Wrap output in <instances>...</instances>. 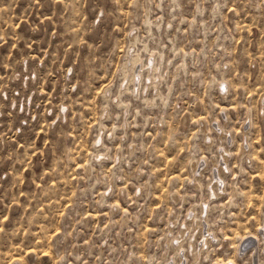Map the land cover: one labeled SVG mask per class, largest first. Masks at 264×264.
<instances>
[{
    "label": "rangeland",
    "instance_id": "1",
    "mask_svg": "<svg viewBox=\"0 0 264 264\" xmlns=\"http://www.w3.org/2000/svg\"><path fill=\"white\" fill-rule=\"evenodd\" d=\"M262 104L264 0H0V264H264Z\"/></svg>",
    "mask_w": 264,
    "mask_h": 264
},
{
    "label": "bare ground",
    "instance_id": "2",
    "mask_svg": "<svg viewBox=\"0 0 264 264\" xmlns=\"http://www.w3.org/2000/svg\"><path fill=\"white\" fill-rule=\"evenodd\" d=\"M130 41H131V40H130ZM132 41H133V40H132ZM133 42H134V41H133ZM131 44H133V43H131ZM131 44H130V45H131ZM129 47H131V46H129ZM132 47H133V46H132ZM131 51H132V50H131ZM129 52H130V51H129ZM133 52H134V51H133ZM133 52H131V54L128 56V59H129L130 61H129V64L126 65L127 69L124 68L126 71H128V70L130 71V69L132 68V66L134 65V63L137 62V57H136V56H137L138 54L136 53L137 55H133V54H132ZM127 53H128V51H127ZM127 53H126V54H127ZM134 54H135V53H134ZM127 55H128V54H127ZM158 55H160V54H158ZM125 57L127 58V56H125ZM154 59H155V57H154ZM126 61H127V60H126ZM152 61H153V60H152ZM155 61H156V60H155ZM153 62H154V61H153ZM153 62H152V63H153ZM158 62H159V61H158ZM158 62H155L156 65L158 64ZM127 63H128V62H127ZM127 63H126V64H127ZM159 63H160V62H159ZM140 64H141V63H140ZM153 64H154V63H153ZM124 65H125V64H124ZM135 65H136V63H135ZM135 65H134V66H135ZM156 65H155V66H156ZM158 65H159V64H158ZM158 65H157V67H158ZM139 66H140V65H139ZM155 66H152V67H151V70H150L149 68H148L149 70H148V69H147V70H148L149 72H150V71H151V72H152V71L154 72V70L156 69ZM159 66H160V65H159ZM141 67H142V68H141ZM141 67H139V68L143 69L144 66L142 65ZM136 68H137V66H136ZM141 69H140V70H141ZM144 69H145V68H144ZM159 69H160V67H159ZM125 70H124V71H125ZM134 70H135V69H134ZM134 70H133V71H134ZM124 71H123L122 73L125 75L126 73H124ZM131 71H132V70H131ZM133 71H132V73H134ZM137 71H138V70H137ZM142 71H144V70H142ZM148 71H147V72H148ZM158 71H159V70H158ZM135 72H136V71H135ZM147 72H146V73H147ZM149 72H148V74H149ZM153 72H152V74H153ZM156 72H157V70H156ZM130 74H131V73H130ZM131 75H132V74H131ZM138 75H139V72H138ZM157 75H158V74H156V76H157ZM125 76H126V75H125ZM125 76H124V77H125ZM147 76H148V75H147ZM150 76H151V75H150ZM154 76H155V75H154ZM124 77H123V78H124ZM128 77L130 78V76H128ZM135 77H136V76H135ZM137 77H138V76H137ZM151 77H152V79H153V76H151ZM131 78H132V76H131ZM154 78H155V77H154ZM125 79H126V78H124V80H125ZM133 79H134V77H133ZM149 79H151V78H149ZM159 79H160V76H159ZM125 81H126V80H125ZM129 81H130V80H129ZM129 81H126V84L129 83ZM140 81H141V79H140ZM155 81H156V80H155ZM215 81H216V80H215ZM150 82H151V81H150ZM150 82H149V83H150ZM131 83H132V82H131ZM151 83H152V82H151ZM154 83H155V82H154ZM140 84H141V82H140ZM155 84H156V83H155ZM127 85H128V84H127ZM127 85H126L125 87H127ZM144 85H145V84H144ZM144 85H143V86H144ZM152 85H153V83H152ZM138 86H139V85L137 84V87H138ZM148 86H149V85H148ZM153 86H154V85H153ZM145 87H146V86H145ZM221 87H222V86H221ZM128 89H129V88H128ZM124 90H126V89H124ZM133 90H134V89H133ZM108 92H109V91H108ZM128 92H129V90H128ZM133 92H134V91H133ZM137 92H138V91H137ZM106 93H107V92H106ZM118 93H120V92H118ZM121 93H122V92H121ZM121 93H120V95H121ZM108 94H109V93H108ZM104 97H105V96H104ZM108 97H109V95H108ZM108 97H105V98L107 99ZM118 99H119V98H118ZM116 101H117V98H116ZM117 102H118V101H117ZM263 106H264V104L261 105L262 111H264ZM105 114H106V113H105ZM263 114H264V112H263ZM248 126H249V125H248ZM245 128H246V126H245ZM100 130H101V129H100ZM245 131H246V130H245ZM100 132H101V131H100ZM222 134H223V133H222ZM222 134H221V135H222ZM244 137H245V139H247V138H246V134H244ZM100 141H101V139H100ZM99 144H100V143H99ZM246 148H247V147H246ZM246 150H247V149H246ZM244 151H245V150H244ZM247 151H248V150H247ZM222 153H223V152H222ZM225 154H226V153H225ZM96 155H97V154H96ZM222 155H223V154H222ZM222 155H221V156H222ZM101 156H102V155H101ZM224 156H225V155H224ZM224 156H223V157H224ZM97 157H98V156H97ZM105 157H106V156H105ZM225 157H226V156H225ZM93 158H95V157H93ZM99 158H100V157H99ZM223 161H224V160H223ZM224 162H225V161H224ZM191 165H192V168H193L192 170L194 171V167H195L196 163H195V164L192 163ZM219 165H220V164H219ZM223 165H224V164H223ZM196 167H197V166H196ZM89 168H90V167H89ZM219 168H220V167H219ZM220 169H221V168H220ZM218 170H219V169H218ZM217 172H218V171H217ZM216 180H217V179H216ZM218 180H219V178H218ZM193 181H194V180H193ZM196 182H197L198 185H200V183L197 181V179H196ZM221 188H222V187H221ZM223 191H224V190H223ZM221 193H222V192H221ZM218 194H219V193H218ZM213 195H216V194L213 193ZM215 197H216V196H215ZM215 197H214V198H215ZM212 198H213V197H212ZM209 208H211V207H210V206H206L205 208H203L204 210L202 209V214L204 213V214H203L204 216H201L200 219H197V217L194 216V215H196V214L193 213V214H192L193 217H192V215H191V217H190V221H189L190 224L187 225V223H186V224L184 225V227H185L187 233H189V231H188L189 228H191V229L194 230V231H195L196 229H197V231H198V229H199V230H203V231H202L203 234L201 235L203 241L200 242V246L194 248V246H193V242H192V241L189 242V243H190V245H189V246H190V253H191V255H192V260H191V263L189 262V264H196L197 261L199 262V259L201 258V257H200L201 252H202L203 250H206L205 248L207 247V243H208V241H212V240H210V239H211V238H210L211 235H210V231H209L210 229L207 230V229H208V224H209V223L206 222V216H207L206 214L208 213L207 211H208ZM209 210H211V209H209ZM198 220L200 221L199 224H198V222H199ZM191 229H190V230H191ZM261 230H263L261 235L263 236L262 239L264 240V229H261ZM195 232H196V231H195ZM195 232H194V234H195ZM185 234H186V233H185ZM184 236H185V235H184ZM184 236H183V237H184ZM187 236H188V234H187ZM187 236H186V237H187ZM183 237H181V238H183ZM253 237H254V236H253ZM185 239H186V238H185ZM245 240H246V243H244ZM254 241H255V240H254L253 238H249V237H248L247 239H243V240L241 241V243H244V247H245L246 245H248V244H250V243L252 244ZM241 243H239V244H241ZM254 243H255V242H254ZM174 244H175V245H174V247H175V255L178 257V255L180 254V251H182L181 249H182V247H183V243H182V241H181V239H180V241L178 240V241H177L176 243H174ZM167 246H168V245H167ZM205 246H206V247H205ZM251 246H252V245H251ZM254 246H255V244H254ZM249 247H250V246H249ZM173 250H174V249H173ZM185 250H186V249H185ZM188 250H189V249H188ZM240 251H241V250H240ZM252 251H253V248H252V250H251V253H252ZM183 252H186V251H183ZM238 252H239V251H238ZM188 253H189V251H188ZM182 254H183V253H182ZM250 255H251V254H250ZM183 256H184V255H183ZM251 256H252V255H251ZM204 257H207V250H206V252H205ZM183 258H185V257H183ZM185 260H186V259H185ZM177 261H178V260H177ZM177 261H176V260H173L172 264H178ZM179 261L182 262V263H180V264H188V263L184 262V260L181 261V259H179ZM183 262H184V263H183Z\"/></svg>",
    "mask_w": 264,
    "mask_h": 264
},
{
    "label": "snow or ice",
    "instance_id": "3",
    "mask_svg": "<svg viewBox=\"0 0 264 264\" xmlns=\"http://www.w3.org/2000/svg\"><path fill=\"white\" fill-rule=\"evenodd\" d=\"M244 243H246V240H245ZM244 243H241V244L239 245V249H243V247H244ZM229 264H231V262H229Z\"/></svg>",
    "mask_w": 264,
    "mask_h": 264
}]
</instances>
